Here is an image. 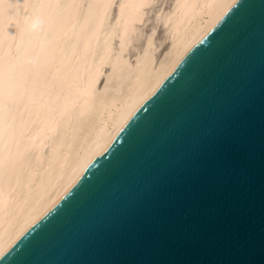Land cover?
Wrapping results in <instances>:
<instances>
[{
    "label": "water",
    "instance_id": "water-1",
    "mask_svg": "<svg viewBox=\"0 0 264 264\" xmlns=\"http://www.w3.org/2000/svg\"><path fill=\"white\" fill-rule=\"evenodd\" d=\"M0 264H264V0H237Z\"/></svg>",
    "mask_w": 264,
    "mask_h": 264
},
{
    "label": "bare ground",
    "instance_id": "bare-ground-1",
    "mask_svg": "<svg viewBox=\"0 0 264 264\" xmlns=\"http://www.w3.org/2000/svg\"><path fill=\"white\" fill-rule=\"evenodd\" d=\"M237 0H0V259Z\"/></svg>",
    "mask_w": 264,
    "mask_h": 264
}]
</instances>
